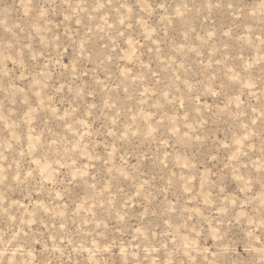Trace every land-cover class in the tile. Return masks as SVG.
<instances>
[{"label": "rangeland", "instance_id": "obj_1", "mask_svg": "<svg viewBox=\"0 0 264 264\" xmlns=\"http://www.w3.org/2000/svg\"><path fill=\"white\" fill-rule=\"evenodd\" d=\"M0 264H264V0H0Z\"/></svg>", "mask_w": 264, "mask_h": 264}, {"label": "snow or ice", "instance_id": "obj_2", "mask_svg": "<svg viewBox=\"0 0 264 264\" xmlns=\"http://www.w3.org/2000/svg\"><path fill=\"white\" fill-rule=\"evenodd\" d=\"M41 15H43V13H41ZM120 23H121V24H123V23H124V21H123V20H121V21H120ZM121 35H123V33H121ZM253 111H255V109H253Z\"/></svg>", "mask_w": 264, "mask_h": 264}]
</instances>
